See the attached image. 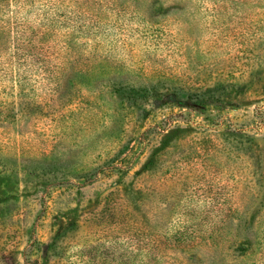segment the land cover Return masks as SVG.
<instances>
[{
  "label": "rangeland",
  "instance_id": "1",
  "mask_svg": "<svg viewBox=\"0 0 264 264\" xmlns=\"http://www.w3.org/2000/svg\"><path fill=\"white\" fill-rule=\"evenodd\" d=\"M121 226L264 264V0H0V264H121Z\"/></svg>",
  "mask_w": 264,
  "mask_h": 264
},
{
  "label": "trees",
  "instance_id": "2",
  "mask_svg": "<svg viewBox=\"0 0 264 264\" xmlns=\"http://www.w3.org/2000/svg\"><path fill=\"white\" fill-rule=\"evenodd\" d=\"M183 94L188 96V94L185 93H178L177 95H182L184 98L185 96ZM188 98L192 99V96L189 95ZM223 219L225 220V218ZM193 227L194 226H190L188 228V226H186L184 231L175 235V238H160L157 243L154 241L157 246L156 247L148 244L145 240H138L136 236L137 234H135L136 231L129 230L126 232V230L121 226L123 233H126V236H124L121 240V264H133V260L138 256H140L143 264H151L152 261H154L153 264H163V260H165L167 264H199L202 259L208 258V256L213 258L216 254L215 250L214 252L205 253L201 251V246L216 248L218 243L216 236L209 233L208 236H205L204 238H197ZM243 239L245 241L246 238ZM163 247L168 248L170 251H167L168 249H162V254H159V248ZM156 248H158V251H156ZM241 251H246V248L242 247V249H240L239 247L238 252ZM166 255L170 258H164L167 257Z\"/></svg>",
  "mask_w": 264,
  "mask_h": 264
}]
</instances>
